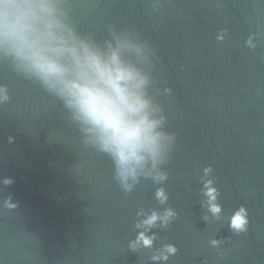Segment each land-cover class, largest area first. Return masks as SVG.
<instances>
[{
    "label": "water",
    "instance_id": "water-1",
    "mask_svg": "<svg viewBox=\"0 0 264 264\" xmlns=\"http://www.w3.org/2000/svg\"><path fill=\"white\" fill-rule=\"evenodd\" d=\"M168 135L159 167L179 215L159 231L157 246L179 251L167 264H264V91ZM208 165L225 213L248 209L247 232L203 219L200 177ZM157 186L142 175L125 191L111 158L9 206L0 211V264H153L149 250L133 252L128 243L138 208L158 206Z\"/></svg>",
    "mask_w": 264,
    "mask_h": 264
},
{
    "label": "clouds",
    "instance_id": "clouds-1",
    "mask_svg": "<svg viewBox=\"0 0 264 264\" xmlns=\"http://www.w3.org/2000/svg\"><path fill=\"white\" fill-rule=\"evenodd\" d=\"M218 39L222 41L224 36ZM246 44L257 47L254 36ZM145 47L117 37L115 45L102 49L82 39L65 22L54 0H0V48L75 110L99 147L114 158L125 191H131L142 175L158 185L153 194L158 206L138 208L137 231L128 248L133 252L147 249L153 264H167L179 251L174 243L157 246L159 231L166 230L179 215L169 204L170 193L164 186L168 174L159 167L171 137L162 130L164 118L156 115L158 109L147 93L149 76L122 55L124 50L143 55ZM7 99L6 88L0 87V100ZM213 173L208 165L200 177L201 206L206 210L203 219L226 221L236 234L247 232L248 209L241 205L225 213ZM2 182L11 185L13 180L6 177ZM10 201L9 196L5 205ZM224 240L213 238L209 244L218 248Z\"/></svg>",
    "mask_w": 264,
    "mask_h": 264
}]
</instances>
